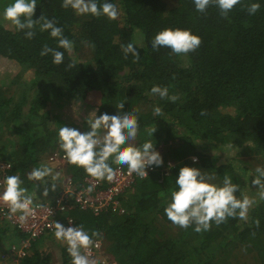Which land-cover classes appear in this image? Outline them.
Masks as SVG:
<instances>
[{
  "label": "trees",
  "instance_id": "16d2710c",
  "mask_svg": "<svg viewBox=\"0 0 264 264\" xmlns=\"http://www.w3.org/2000/svg\"><path fill=\"white\" fill-rule=\"evenodd\" d=\"M11 2L0 0V11ZM113 2L115 20L78 16L64 9L62 0H38L33 19L44 15L54 20L73 43L61 65H54L51 55H40L45 45L56 48L47 32L37 31L28 40L0 20V59L21 69L10 83L0 85V161L11 163L8 175H20L33 201H53L61 179L46 178L56 188L47 185L44 197V187L28 181L27 173L48 166L53 154L64 155L57 137L59 127L67 126L63 107L86 106L100 115L119 111L115 105L125 102L123 110L133 107L141 117L134 143H155L163 165L117 196L122 214L74 207L68 215L100 233L94 240L103 241L105 254L116 264H264V200L259 197L247 221L229 218L207 232L181 228L164 214L181 167H198L217 182L226 173L245 193L250 173L264 166V2L248 15L249 4L260 0H241L226 17L214 4L206 12L196 11L192 0ZM165 28L191 30L201 44L187 55L171 54L166 47L153 51L152 38ZM130 42L140 49L139 59L121 51ZM153 86L168 87L178 99L161 100L151 93ZM154 106L161 107L162 116L152 115ZM226 148L236 151L238 159L219 163L210 150ZM63 173L78 190L90 178L67 160ZM101 181L104 189L108 181ZM7 227L0 226V264H17L24 236ZM57 241L54 233L45 234L18 259L20 264H70L66 242L61 241V256L54 255L51 247Z\"/></svg>",
  "mask_w": 264,
  "mask_h": 264
},
{
  "label": "clouds",
  "instance_id": "9594fccd",
  "mask_svg": "<svg viewBox=\"0 0 264 264\" xmlns=\"http://www.w3.org/2000/svg\"><path fill=\"white\" fill-rule=\"evenodd\" d=\"M195 10L206 12L210 4H214L222 16H227L234 6L241 0H192ZM260 2L250 3L247 8L248 15H254L260 8ZM38 6V0H12L10 4L0 11V20L9 22L14 28L23 32L25 39L31 40L36 32H47L50 38L56 40V48L45 45L40 55H51L54 65L64 62L65 52L71 53L73 43L63 35V29L58 27L54 20L42 15L38 20L33 16ZM64 9H71L78 16L106 17L115 20L118 16L117 5L111 0H62ZM201 44V38L193 34L191 30L180 28H165L159 31L151 40V48L158 51L162 47L170 49L171 54L180 56L195 51ZM58 49H63L60 51ZM121 51L127 57L133 54L136 59L140 57V49L134 42L121 45ZM72 65H69L71 67ZM151 93L161 100L175 102L176 95H169L168 87L153 86ZM125 102L115 105L119 111L115 113L104 112L97 115L93 111L86 118L87 131L81 132L74 127L62 125L57 132L59 148L64 158L70 165L82 168L84 172L95 181L107 180L111 182L119 171L113 166L126 165L129 174L135 173L141 178H148L146 169L163 165V157L156 150L155 143L151 140L137 145L136 141L140 129L141 119L137 109L131 107L123 110ZM154 117L162 116V109L154 106ZM201 115H204L202 112ZM155 131V130H154ZM154 133V132H153ZM152 133V135H153ZM197 158L193 157V164ZM11 169V163L6 166ZM171 168L172 166L169 165ZM59 173L53 174V170L40 165L27 173V180L39 182L44 187L42 195L48 196L47 185L51 184L54 191L56 185L47 182L57 180ZM250 187L260 200H264V166H257L250 173ZM24 181L19 174L4 175L3 189L0 191V202L8 207L10 216H16L23 225L33 215V199L28 194ZM174 189L170 193V202L164 208V214L169 221L181 228L192 227L193 231L207 232L212 224L219 226L227 219H239L247 221L249 209L256 204L255 197H249L240 191L238 184L234 183L228 174H224L217 182L213 174L203 172L198 167L184 166L178 171L174 180ZM37 186V185H36ZM95 184L87 188L91 193ZM239 197H237V193ZM69 226L55 222L54 236L57 240L66 242L67 253L71 257L70 264H96L90 256L89 248L94 243V238L100 233L93 229L87 230L83 225Z\"/></svg>",
  "mask_w": 264,
  "mask_h": 264
},
{
  "label": "built area",
  "instance_id": "2783aa9c",
  "mask_svg": "<svg viewBox=\"0 0 264 264\" xmlns=\"http://www.w3.org/2000/svg\"><path fill=\"white\" fill-rule=\"evenodd\" d=\"M193 161V158L191 159ZM48 166L59 173L58 178L61 179V192L51 202L33 201L34 213L26 222L21 225L16 216H10L8 207L0 202V226L6 224L24 236V240L20 243L19 250L16 252V263L20 264L25 251L31 245L42 238L45 234L54 233L55 222L65 227L69 226V221L73 222L71 226H77L76 221L68 215L74 207L80 210H91L93 212H107L109 210L123 213L117 196L131 190L138 179H145L137 176L135 173L129 174L126 165H117L119 169L117 175L111 182H107L106 187L101 189L102 181H95L93 178H87L82 189L78 190L74 187L70 179H67L63 171L66 164L64 155L53 154L49 157ZM8 163L0 161V191L3 189V176L8 175L10 171L6 166ZM156 168L150 167L146 169L148 176L156 172ZM95 184L94 190L89 193L87 188ZM73 199V201H71ZM90 256L100 264H116L113 259L105 254L104 244L102 240H94L89 248Z\"/></svg>",
  "mask_w": 264,
  "mask_h": 264
},
{
  "label": "rangeland",
  "instance_id": "374dc122",
  "mask_svg": "<svg viewBox=\"0 0 264 264\" xmlns=\"http://www.w3.org/2000/svg\"><path fill=\"white\" fill-rule=\"evenodd\" d=\"M20 70L21 69L17 67L16 65H14L13 63H9V62H6L5 60L0 59V85L1 84L6 85L10 83L11 80H13L16 77V75L19 74ZM92 109L93 108L88 109L86 106L70 107L66 105L61 110L62 119L66 122L68 127H74V125H79L81 127H84V126L87 127V124L85 123L86 118L89 116L91 112L96 111ZM6 137H7V134L5 133L3 139H5ZM210 151H211V154H213L214 156H217L219 163H223L224 161L238 159L237 154H236L237 152L231 148H226V151L224 152H214L212 150ZM250 184L251 182L249 181V185H248L249 188L245 190V194L248 195L249 197H255L257 200L258 196L254 192L256 189L255 188L251 189ZM61 246H62V242L57 241V244L51 247L52 249H54V253H55L54 255L57 256L56 257L57 259L61 256L60 251H59ZM3 248L0 247V251Z\"/></svg>",
  "mask_w": 264,
  "mask_h": 264
},
{
  "label": "crops",
  "instance_id": "0c3cea01",
  "mask_svg": "<svg viewBox=\"0 0 264 264\" xmlns=\"http://www.w3.org/2000/svg\"><path fill=\"white\" fill-rule=\"evenodd\" d=\"M8 228V231H10V232H12L11 231V228H9V227H7ZM12 235L14 236V239H11V241H12V243H13V241H15V239H16V237H15V234L14 233H12ZM18 237V236H17ZM19 238V237H18Z\"/></svg>",
  "mask_w": 264,
  "mask_h": 264
}]
</instances>
